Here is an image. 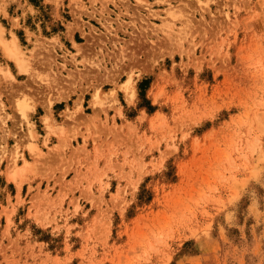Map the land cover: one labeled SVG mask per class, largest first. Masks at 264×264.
Listing matches in <instances>:
<instances>
[{
	"label": "rangeland",
	"instance_id": "374dc122",
	"mask_svg": "<svg viewBox=\"0 0 264 264\" xmlns=\"http://www.w3.org/2000/svg\"><path fill=\"white\" fill-rule=\"evenodd\" d=\"M0 29V264H264V0H0Z\"/></svg>",
	"mask_w": 264,
	"mask_h": 264
},
{
	"label": "bare ground",
	"instance_id": "6f19581e",
	"mask_svg": "<svg viewBox=\"0 0 264 264\" xmlns=\"http://www.w3.org/2000/svg\"><path fill=\"white\" fill-rule=\"evenodd\" d=\"M0 32H1V29H0ZM0 40H1V34H0ZM11 48H12V46H11ZM12 51H14V53H9V54H11L10 57H12V58H17V59H18V58H19V57H18L19 55L17 54V53H18V52H17V48H16L15 50H12ZM19 59H20V58H19ZM18 61H19L20 66H22V64H21L22 61H21V60H18ZM128 82H131V81H128ZM97 96H98V94L95 95V97H97ZM85 116H86V115H85ZM91 121H92V120H91ZM26 167H27V166L25 165V166H24V170H25ZM36 169H37V168H36ZM16 170H17V169H16ZM35 171H36V170H35ZM17 172H18V170H17Z\"/></svg>",
	"mask_w": 264,
	"mask_h": 264
}]
</instances>
